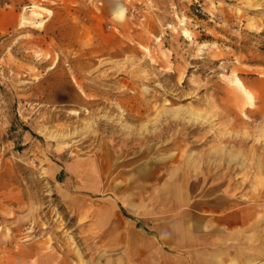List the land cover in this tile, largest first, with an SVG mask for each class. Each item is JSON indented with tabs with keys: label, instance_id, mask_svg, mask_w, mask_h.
Masks as SVG:
<instances>
[{
	"label": "rangeland",
	"instance_id": "rangeland-1",
	"mask_svg": "<svg viewBox=\"0 0 264 264\" xmlns=\"http://www.w3.org/2000/svg\"><path fill=\"white\" fill-rule=\"evenodd\" d=\"M109 1L0 0V264H178L264 198V0Z\"/></svg>",
	"mask_w": 264,
	"mask_h": 264
},
{
	"label": "crops",
	"instance_id": "crops-1",
	"mask_svg": "<svg viewBox=\"0 0 264 264\" xmlns=\"http://www.w3.org/2000/svg\"><path fill=\"white\" fill-rule=\"evenodd\" d=\"M103 1L102 11L112 12L110 1ZM187 218L190 224L185 219L175 236L167 237L178 264H264V198L226 210L202 205Z\"/></svg>",
	"mask_w": 264,
	"mask_h": 264
},
{
	"label": "bare ground",
	"instance_id": "bare-ground-1",
	"mask_svg": "<svg viewBox=\"0 0 264 264\" xmlns=\"http://www.w3.org/2000/svg\"><path fill=\"white\" fill-rule=\"evenodd\" d=\"M117 9H116V12H122L123 11V9H124V4L122 3V2H119L118 4H117V7H116Z\"/></svg>",
	"mask_w": 264,
	"mask_h": 264
}]
</instances>
